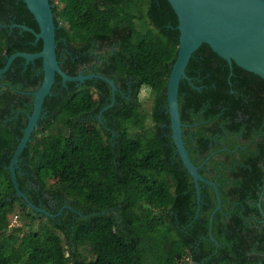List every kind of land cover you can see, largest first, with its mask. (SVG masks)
<instances>
[{"label": "trees", "instance_id": "1", "mask_svg": "<svg viewBox=\"0 0 264 264\" xmlns=\"http://www.w3.org/2000/svg\"><path fill=\"white\" fill-rule=\"evenodd\" d=\"M51 4L57 55L64 47L75 54L95 43L118 45L111 67L100 72L115 77L123 89L131 84V101L117 95L112 108L118 133L113 149L105 135H91L79 125L80 116L97 109L89 90L78 93L69 84L61 99H46L55 113L25 149L17 177L21 191L38 207L36 189L65 200L75 212L66 210L63 218L35 215L14 197L8 168L22 133L4 122L12 101H0V264H189L190 245L209 239L217 202L214 191L203 187L200 218L188 228L197 209L195 187L175 153L166 97L179 45L175 12L167 0ZM10 17L39 32L23 0H0V19ZM18 31L0 27V68L5 51L9 56L42 51V41L35 43L31 33L21 37ZM61 69L77 76L74 63L61 64ZM186 72L192 86L181 83L179 101L187 149L198 167L219 151L210 164L220 168L224 179L219 180L223 211L213 226L219 248L211 243V250L194 260L217 253L232 264H264V225L257 221L262 220L260 201L264 212V80L236 65L231 71L207 45L193 55ZM142 89L153 99L149 110L140 100ZM201 174L208 178L204 170ZM43 203V209L57 213L47 200ZM232 209L225 219L223 212ZM20 218L29 220L30 228L38 223L39 231L16 229Z\"/></svg>", "mask_w": 264, "mask_h": 264}, {"label": "water", "instance_id": "2", "mask_svg": "<svg viewBox=\"0 0 264 264\" xmlns=\"http://www.w3.org/2000/svg\"><path fill=\"white\" fill-rule=\"evenodd\" d=\"M167 1L178 18L177 31L179 32L177 58L169 74L166 92L171 138L176 148V154L195 186L197 211L194 222L199 219L201 212L202 186H207L214 191L217 205L211 215L209 235L211 240L217 244L213 237L212 228L216 214L223 209V202L217 183L209 181L201 174L203 167L195 165L187 149V143L184 139V128L186 126L182 122L180 112V85L183 81H187L192 86V80L187 76V67L193 55L203 45L210 47L215 54L226 61L231 71H233V65H236L264 80V0ZM23 2L33 15L39 32L26 26H20V28L31 33L35 37L36 43L42 41V51L36 54H15L9 58L6 67L0 70V75L5 74L16 59L22 58L27 63L41 60L44 78L42 85L34 94L33 112L29 117L27 127L16 147L8 169L14 187V197L22 200L35 215L56 218L57 215H52L30 201L28 196L21 191L17 177L21 157L31 142L33 134L38 129L39 121L43 116L45 100L51 96L57 76L62 79L65 86L67 83H85L94 79L102 80L109 84L112 89L113 104L116 101L115 94L118 89L114 81L101 76L72 77L67 75L61 69L57 57V27L51 0H23ZM68 209L75 212L70 207ZM61 215L62 212L58 214V216Z\"/></svg>", "mask_w": 264, "mask_h": 264}, {"label": "flooded vegetation", "instance_id": "3", "mask_svg": "<svg viewBox=\"0 0 264 264\" xmlns=\"http://www.w3.org/2000/svg\"><path fill=\"white\" fill-rule=\"evenodd\" d=\"M7 20L8 21L0 19V27L8 29L10 33H12L14 30L17 29L19 30L18 34H20L21 37H24L23 34L26 31L22 30L20 26H26V25L18 24L16 22L17 18L15 17L13 18L10 17ZM14 26H18V27H14ZM61 28H62V25L59 26V29ZM64 42L66 41L64 40ZM35 43H36V40H35ZM117 50H118V45L116 44H111L108 47V46H99L98 44L95 43L92 46L88 47L87 50L85 51L77 50L75 54H73V52L68 50L67 47H64L60 50L59 56L57 55L58 60L60 62V66L61 64L68 65L71 63L72 64L74 63L76 65L77 76L96 75V76H101L108 80L114 81L118 89V92L115 94L116 101L114 102V104H113L114 95L112 93V89L110 85L99 79H94L93 81H87L85 83H67L66 86L63 84L62 79L59 83L55 81V84L52 88V94L51 96H49V97L61 99L63 97V94L70 90L69 84H74L71 90L74 89L78 93H82L84 90H89L90 91L89 95L91 96L93 100V104H96L97 109L95 108L94 111H91L87 115L80 116L79 125L80 127L87 129V131L91 135H94V136L105 135L107 138H109L108 139L109 143L111 144V147L113 149L116 148V145L118 142V140H116V136H118V133L116 132V129H115L116 120H115L114 115L116 112L115 110H112V108L115 107L118 101L117 95H120V97L123 98L127 103L131 101V95H132L131 84H128L127 88L123 89L121 87V84L116 83L115 77L105 75L100 72V70H106L111 67L110 58L113 56V54ZM18 53H25V52H17L15 54H18ZM15 54H13L12 56H14ZM27 54H31V53H27ZM12 56L8 55V51L4 52L3 54L4 59L2 60V62H4L5 65L3 68L1 67L0 70H3L6 67L9 58H11ZM19 59H22V58L16 59L11 64L9 70L5 74L0 75V101L5 102L6 99L12 101L9 104L8 113L4 114L3 116L4 122L12 123L14 125L15 130L20 131L23 136V132L25 128L27 127L29 117L31 116L33 112L34 94L38 91V89L42 85L43 78H44V72H43L42 62L41 64H38V62L36 61L34 63H27L23 59H22L23 61H18ZM86 59H89V60L87 61ZM38 61H41V60H38ZM42 76L43 78H41ZM96 81H101L102 83H105L106 86L104 87L98 86ZM88 82L92 84L90 83L88 84ZM45 103H46V100H45ZM50 109H51L50 103H48V105L44 104L43 116L41 120L39 121L38 129L35 131V133L32 136L31 142L33 141L35 137L39 136L38 133L40 131H43L45 129V126L48 124V117L50 116V114L55 113V112H52ZM22 136H17L16 140L19 142ZM187 137H190V134H187ZM218 153L219 151L211 154L205 161H203L199 165V167L200 166L203 167V170L205 171V174L209 179L206 177L205 178L211 182L217 183L218 189H219L221 185L219 184V180H222L220 168H217V165L210 164V159L218 155ZM23 162H25V159L21 158L20 163L22 165H23ZM20 163H19V167H20ZM22 177L24 178V175H22ZM28 187L29 189H31L33 187L32 183H29ZM202 187L205 188L207 186H202ZM36 191L38 192V195L40 194L39 200H38L39 206L43 207L44 206L43 200H47V204H48L47 207H51L54 211L58 210L57 213L55 214L57 215L56 218L64 217V212L66 210H69L67 202L65 200L61 198H55L53 196L47 195L46 193H42L39 189H36ZM257 207L261 209L262 220H257L256 218L255 219L259 223H262L264 225V217H263L264 212L262 209L261 201L257 205ZM116 211L117 210L113 211L114 215H117ZM184 211H185L184 212L185 214L190 216L191 212L189 211V209L185 208ZM221 211H223V209ZM233 211L234 209H232L231 212H223L224 218L228 219L230 213H232ZM60 212H62V215L58 216ZM175 216L177 219L176 225L177 227H179L180 226L179 216L177 213H175ZM195 217H196V213L194 214V219L192 223L188 225V228H190L193 225ZM213 226H214V222H213ZM209 227H210V222H209ZM208 237L209 239H207L206 237H202L197 243L190 245L191 253L190 255H188V257L185 260L189 264H205V262L210 261L212 258V259L217 260V261H214V264H232V263H228L229 261L225 259L224 255L220 256L217 253L212 254L208 257L207 256L204 257L203 259H201V262L194 260L195 257L205 256V254H207L211 250V247H212L211 243H214V242L211 240L209 233H208ZM214 244L216 245V248L218 249L219 244L218 243H217L218 245L216 243ZM192 251L194 252L197 251V253L194 254ZM221 258H224V259L221 260ZM183 262L184 261H182V263H179L176 261L174 264H183Z\"/></svg>", "mask_w": 264, "mask_h": 264}, {"label": "rangeland", "instance_id": "4", "mask_svg": "<svg viewBox=\"0 0 264 264\" xmlns=\"http://www.w3.org/2000/svg\"><path fill=\"white\" fill-rule=\"evenodd\" d=\"M57 5H60V7L62 8L63 7V4L62 2L58 3L57 1L55 2V6ZM140 100L143 104V107L146 109V110H149L151 107H152V102H153V99L150 95V92L146 89H142L141 93H140ZM147 126L150 128L152 126V122L150 120H148L147 122ZM54 181H49L48 182V185H54ZM29 223L30 221L29 220H26L24 221L23 219H19V221H17V223H15V227L16 229L17 228H20L22 229L23 233H27L29 231H33V232H37L39 231L40 229V225L38 223H34V225L30 228L29 226ZM83 252V251H82ZM84 253V256L87 257L88 256V252H83Z\"/></svg>", "mask_w": 264, "mask_h": 264}]
</instances>
